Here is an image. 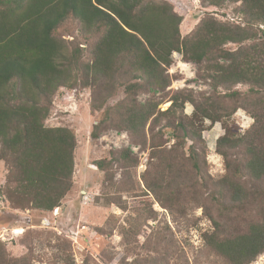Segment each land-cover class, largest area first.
Segmentation results:
<instances>
[{"label":"trees","instance_id":"16d2710c","mask_svg":"<svg viewBox=\"0 0 264 264\" xmlns=\"http://www.w3.org/2000/svg\"><path fill=\"white\" fill-rule=\"evenodd\" d=\"M207 2L216 10L233 5L238 21L207 15L183 35L174 0H0V162L8 168L2 193L10 208L52 213L72 191L76 136L47 121L61 89H86L100 114L91 138L124 132L148 151L141 182L131 148L94 163L105 175L98 203L127 212L128 196L141 198L130 234L140 236L143 222L158 219L157 204L179 227L196 225L201 209L212 226L203 234L205 248L217 264H254L264 255V0ZM175 53L197 65L211 93L178 90L161 111L153 94L177 80L169 73ZM142 94L150 96L144 103ZM240 110L253 120L245 132L231 122ZM217 123L225 131L216 143L225 172L213 177L203 133ZM43 235L26 233L21 257L1 243L0 264H37L38 242H50ZM50 235L56 258L75 264L71 243ZM159 235L157 256L130 264H160L162 251L167 264H181L175 244Z\"/></svg>","mask_w":264,"mask_h":264},{"label":"rangeland","instance_id":"374dc122","mask_svg":"<svg viewBox=\"0 0 264 264\" xmlns=\"http://www.w3.org/2000/svg\"><path fill=\"white\" fill-rule=\"evenodd\" d=\"M174 5L184 16L181 25L183 35H188L195 30L200 21L210 16L222 21L237 22L234 14V6L227 4L221 10L210 7L207 0H174ZM73 38H70L72 40ZM230 49H236L235 45H229ZM174 64L169 69L177 80L172 83L165 93H154V97L162 104L161 111L170 108V97L178 90L191 89L195 92L210 94L211 89L197 78V65L185 62L181 55H173ZM245 92V87H239ZM92 92L86 89L66 90L61 89L54 98V109L47 121V126L52 128L66 127L73 131L77 139L75 150L74 186L60 207L58 215L52 213H40L36 211H17L10 208L2 189L6 183L8 168L4 162H0V244H6L8 252L13 257H21L27 250L21 241L28 232H44L43 237H48L38 242L37 264H66L56 258L55 238L57 235L71 243L69 254L75 264H126L133 263L138 257L157 256L154 249L159 241V233H165L167 238L175 244V257L180 256L181 264H217L214 256L206 250L203 234L212 230L210 221L203 215V211L197 210L196 225L182 224L180 227L173 222L167 210L159 208L157 220L142 223L140 236L129 233L130 222L138 220L133 208L139 206L141 198L128 196L127 212L117 207L107 208L102 202L98 203L102 186L105 183V175L99 171L95 161L108 158L109 152L120 151L123 148H131L139 159L137 170L138 181L146 171L148 165V151H141L132 146L129 137L124 132L110 130L104 133L98 140L91 138L93 125L99 120L100 114L91 110L90 101ZM150 96L140 95L139 101L144 103ZM117 99V98H116ZM116 99L111 104L116 102ZM193 107L186 105L185 114L191 115ZM245 132L253 124V120L244 112L238 111L232 121ZM210 123L207 122V126ZM225 133L221 123L203 133V138L208 149L207 159L210 164V174L220 177L224 174L223 158L216 152V143ZM121 172L117 170L115 181H120ZM138 196L143 195L141 189ZM134 218V219H133ZM145 221V220H144ZM51 238L53 241L51 242ZM163 253V261L168 260ZM111 259V260H110ZM178 260L170 264H178ZM254 264H264L262 255Z\"/></svg>","mask_w":264,"mask_h":264},{"label":"built area","instance_id":"2783aa9c","mask_svg":"<svg viewBox=\"0 0 264 264\" xmlns=\"http://www.w3.org/2000/svg\"><path fill=\"white\" fill-rule=\"evenodd\" d=\"M59 211H60V208H56V209L54 210V214H55V215H58V214H59Z\"/></svg>","mask_w":264,"mask_h":264}]
</instances>
